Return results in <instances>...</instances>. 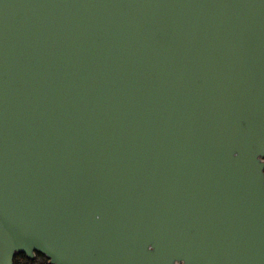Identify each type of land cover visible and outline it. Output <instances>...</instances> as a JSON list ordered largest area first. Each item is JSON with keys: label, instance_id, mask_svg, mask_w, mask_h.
I'll list each match as a JSON object with an SVG mask.
<instances>
[{"label": "water", "instance_id": "95a60500", "mask_svg": "<svg viewBox=\"0 0 264 264\" xmlns=\"http://www.w3.org/2000/svg\"><path fill=\"white\" fill-rule=\"evenodd\" d=\"M262 152L264 0H0V264H264Z\"/></svg>", "mask_w": 264, "mask_h": 264}, {"label": "trees", "instance_id": "16d2710c", "mask_svg": "<svg viewBox=\"0 0 264 264\" xmlns=\"http://www.w3.org/2000/svg\"><path fill=\"white\" fill-rule=\"evenodd\" d=\"M14 264H51L47 256L36 253L35 258H29L24 253H19L14 258Z\"/></svg>", "mask_w": 264, "mask_h": 264}, {"label": "snow or ice", "instance_id": "6c2138e0", "mask_svg": "<svg viewBox=\"0 0 264 264\" xmlns=\"http://www.w3.org/2000/svg\"><path fill=\"white\" fill-rule=\"evenodd\" d=\"M235 154L238 155L239 153L236 152ZM261 156H264V152L258 154V156H257L258 160H259L261 163H264V161H262V160L260 159ZM146 246H147V248H148L149 250H154V247H155V245H154L152 242H148ZM177 259H182V258H176L175 261H176ZM175 261H174V262H175Z\"/></svg>", "mask_w": 264, "mask_h": 264}]
</instances>
